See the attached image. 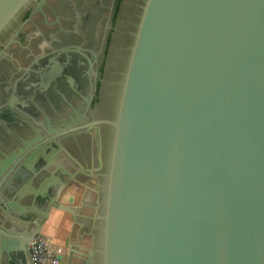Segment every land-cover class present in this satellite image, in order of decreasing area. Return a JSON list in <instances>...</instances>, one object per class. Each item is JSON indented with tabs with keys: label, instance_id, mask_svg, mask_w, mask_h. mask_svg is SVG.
Returning <instances> with one entry per match:
<instances>
[{
	"label": "water",
	"instance_id": "obj_1",
	"mask_svg": "<svg viewBox=\"0 0 264 264\" xmlns=\"http://www.w3.org/2000/svg\"><path fill=\"white\" fill-rule=\"evenodd\" d=\"M30 1L0 0V34ZM109 124L91 239L77 234L60 264H78L86 244L83 264H264V0H146ZM49 149L30 155L31 176L1 201L6 264L26 231L12 204L33 208L27 251L44 237L39 213L82 216L83 198L44 212L60 169ZM8 161L1 185L15 175Z\"/></svg>",
	"mask_w": 264,
	"mask_h": 264
},
{
	"label": "flooded vegetation",
	"instance_id": "obj_2",
	"mask_svg": "<svg viewBox=\"0 0 264 264\" xmlns=\"http://www.w3.org/2000/svg\"><path fill=\"white\" fill-rule=\"evenodd\" d=\"M145 1L31 0L0 34V161L8 158L15 173L0 183V206L18 180L31 176L30 155L56 149L60 169L49 182L61 195L42 191L53 199L43 201L44 212L47 205L76 209L83 198L82 216L59 212L61 238L42 234L52 218L38 214L41 234L62 249L60 256L70 238L87 233L94 223L109 160V122ZM23 191H37L36 181L26 182ZM11 206L25 215L26 231L8 264H30L26 241L33 208L24 199ZM79 222L84 224L78 232Z\"/></svg>",
	"mask_w": 264,
	"mask_h": 264
},
{
	"label": "built area",
	"instance_id": "obj_3",
	"mask_svg": "<svg viewBox=\"0 0 264 264\" xmlns=\"http://www.w3.org/2000/svg\"><path fill=\"white\" fill-rule=\"evenodd\" d=\"M31 264H59L62 249L44 237H34L28 244Z\"/></svg>",
	"mask_w": 264,
	"mask_h": 264
},
{
	"label": "crops",
	"instance_id": "obj_4",
	"mask_svg": "<svg viewBox=\"0 0 264 264\" xmlns=\"http://www.w3.org/2000/svg\"><path fill=\"white\" fill-rule=\"evenodd\" d=\"M60 217L61 215H59V213H56L52 216V219L50 220V222L43 227L42 229V234L44 235H49V236H59V238H61L62 236H64V229L60 226L61 223H59L60 221ZM82 228V224H79V227L76 228V231H80ZM84 234H86L88 236V233H86V231L83 232ZM84 234H81L83 236H85ZM87 238V237H86ZM87 241L89 242L90 239L88 238ZM57 244L61 245L59 242H57ZM77 243L75 241L74 238H70L69 241L64 245L65 246V256L68 255V251H70V249L74 246H76ZM83 251H89L90 246L89 245H85V246H79ZM74 251V250H72ZM75 252V251H74ZM79 255V262L78 264H83L85 257L83 255L82 252H76ZM77 262V261H76Z\"/></svg>",
	"mask_w": 264,
	"mask_h": 264
}]
</instances>
